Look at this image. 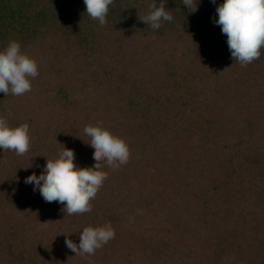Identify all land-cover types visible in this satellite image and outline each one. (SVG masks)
I'll return each instance as SVG.
<instances>
[{
	"label": "trees",
	"instance_id": "16d2710c",
	"mask_svg": "<svg viewBox=\"0 0 264 264\" xmlns=\"http://www.w3.org/2000/svg\"><path fill=\"white\" fill-rule=\"evenodd\" d=\"M164 2L173 20L154 30L140 20L153 0H115L103 27L83 0H0V49L16 40L39 66L30 92L0 93V117L31 135L23 156L0 149L16 167L0 188V264H264V49L232 59L214 23L224 0ZM118 28L136 37L121 59ZM97 122L130 158L105 165L91 212L67 215L25 179L63 146L92 166L83 129ZM107 222L115 238L94 255L65 245Z\"/></svg>",
	"mask_w": 264,
	"mask_h": 264
},
{
	"label": "clouds",
	"instance_id": "9594fccd",
	"mask_svg": "<svg viewBox=\"0 0 264 264\" xmlns=\"http://www.w3.org/2000/svg\"><path fill=\"white\" fill-rule=\"evenodd\" d=\"M86 13L98 21L101 27L107 24L110 6L115 0H83ZM215 4L216 0H211ZM190 12L197 10V0H182ZM147 15L140 18L152 29L158 30L162 22H171L173 16L166 10L164 0L157 6L156 0L149 6ZM218 19L214 23L221 27L227 36L228 49L234 61L242 67L261 57L264 49V0H224L216 7ZM36 59L22 51L20 42L9 41L0 49V93L5 96L24 95L32 90L31 81L39 75ZM90 138L88 143L93 149L95 163L90 167H78L75 163L74 150L65 148L59 152L58 158L48 159L42 173L26 177L25 183L32 184L47 203L62 204L67 215L89 213L93 209L91 203L107 179L108 173L103 171L105 165L117 169L128 163L130 149L126 141L113 134L103 126V122L89 124L83 129ZM31 147L29 125L21 124L12 127L7 119L0 117V149L14 151L18 156L26 154ZM115 238V230L111 222L102 226H87L80 232L77 245L65 235V245L75 255H94Z\"/></svg>",
	"mask_w": 264,
	"mask_h": 264
},
{
	"label": "rangeland",
	"instance_id": "374dc122",
	"mask_svg": "<svg viewBox=\"0 0 264 264\" xmlns=\"http://www.w3.org/2000/svg\"><path fill=\"white\" fill-rule=\"evenodd\" d=\"M113 29H117V28L113 27ZM135 38H136L135 35H129L128 33L118 28L117 34L114 33L112 35L108 46L110 48H113V50L119 54L118 58L121 59V57H124V55L128 52V49L130 48L129 45L132 42L136 41ZM49 53L50 52H48L47 55H49ZM118 64H121V60H119ZM114 65L116 66L115 62H114ZM133 70L135 71V67L133 68ZM91 96L96 97V95H94L93 93L91 94ZM114 106H117V103H115ZM131 129H132V126H131ZM135 131L136 130H134L133 132L135 134H138V131L136 132ZM160 135H158L157 137H160ZM134 142L131 141V144L132 143L135 144ZM15 168L16 167H14L12 161L9 160V158H5V154H3L2 156L0 155V188L3 187V185L5 186L8 183L9 175L12 174V171L14 172ZM20 210H21V213L25 215V208L22 205L20 206ZM8 211L9 212H6V216L11 217L12 215L11 211L10 210ZM19 219H21L22 222L24 221V217H19ZM0 221L3 223V226H5V224L7 225V223L4 224L3 219H0Z\"/></svg>",
	"mask_w": 264,
	"mask_h": 264
}]
</instances>
